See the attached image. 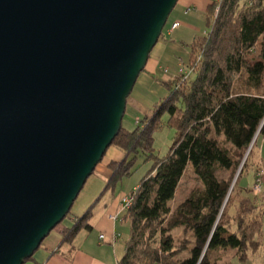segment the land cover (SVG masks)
<instances>
[{
	"label": "water",
	"instance_id": "95a60500",
	"mask_svg": "<svg viewBox=\"0 0 264 264\" xmlns=\"http://www.w3.org/2000/svg\"><path fill=\"white\" fill-rule=\"evenodd\" d=\"M177 2L0 0V264L69 214Z\"/></svg>",
	"mask_w": 264,
	"mask_h": 264
},
{
	"label": "trees",
	"instance_id": "16d2710c",
	"mask_svg": "<svg viewBox=\"0 0 264 264\" xmlns=\"http://www.w3.org/2000/svg\"><path fill=\"white\" fill-rule=\"evenodd\" d=\"M206 23L208 30L190 45L187 73L164 82L170 92L152 116L133 130L122 126L111 144L124 157L109 163L104 192L131 174L136 154L153 159L128 197L124 218L130 237L117 264H216L215 252L228 248L244 261L263 245L264 201L257 203L250 190L237 189V181L231 187L241 162L240 176L264 138V0H214ZM165 114L177 135L168 154L159 157L153 132L162 127ZM188 167L202 188L173 207ZM260 167L258 162L255 173ZM221 171L229 176L220 177ZM100 197L64 228V242L92 230ZM175 229L183 230L182 238L173 235ZM186 251L189 255L182 256Z\"/></svg>",
	"mask_w": 264,
	"mask_h": 264
},
{
	"label": "crops",
	"instance_id": "0c3cea01",
	"mask_svg": "<svg viewBox=\"0 0 264 264\" xmlns=\"http://www.w3.org/2000/svg\"><path fill=\"white\" fill-rule=\"evenodd\" d=\"M211 2L212 0H178L174 10L180 15L174 19L173 23L180 22V25L174 29L171 25L168 32L162 34L151 51L146 68L140 77L150 81L154 86L161 87L164 82H172L179 76V68L186 66L189 62L188 43L206 32L203 25L206 23V12ZM181 27L184 28L183 31L174 36ZM131 104H133L132 99L127 102V107ZM123 157L122 152L114 150L109 160H119ZM260 165L263 166L262 161ZM110 174L106 167L101 176L107 181ZM108 190L110 189L101 195L94 207L95 210L93 209L91 231L82 230L72 243L64 242L60 233L50 234L37 251L39 255L32 257L24 264H117L124 253H117V246L122 237L118 232V220L124 213L126 205L124 201L129 196L125 194L115 196V188L113 191ZM178 231L183 232L181 229ZM101 235L105 236L104 239L100 238ZM262 249L264 252V245L261 246L260 250ZM230 251L232 254L228 253ZM233 252L234 250L229 248L215 252L216 264H223L224 258L228 254L234 255ZM261 264H264V254Z\"/></svg>",
	"mask_w": 264,
	"mask_h": 264
},
{
	"label": "rangeland",
	"instance_id": "374dc122",
	"mask_svg": "<svg viewBox=\"0 0 264 264\" xmlns=\"http://www.w3.org/2000/svg\"><path fill=\"white\" fill-rule=\"evenodd\" d=\"M178 15H180L178 11L176 10L172 11L167 21V24L164 27L163 34L168 32V29L171 27L174 19ZM203 27H205L204 29L206 31L208 30L207 23H205ZM182 29L184 28L181 27L179 30H177L174 36L177 34H180L181 31H183ZM189 37L192 38V36H189ZM192 42L188 43L189 50H190V45L192 44ZM161 87L154 86L150 81H146L143 79V77L139 76V79L137 80L133 88V91L128 97L127 102L130 101V99H132L133 104H131L129 107L126 108V112H125L126 114L124 115L122 126L127 127L129 130H133L139 125L140 123L139 121L145 120L146 116L151 117L155 109L161 104L163 99L170 92L168 90V87L164 85H161ZM168 117L169 116L165 114L160 121L162 127L153 132L154 153L159 157H164L168 154L170 147L172 146L173 141L177 135L176 128L168 125V120H169ZM114 150H119V149L116 146H110L108 148L103 160L97 165L95 171L90 176V178L87 180L84 188L82 189L79 197L75 201L66 219H64L60 224H58L50 234L60 233L62 236V232L64 231V228L72 227L74 224L75 218L82 216L88 210L90 205H92V203H94L100 197V195L104 193V190L107 185V181L101 176L102 171H104L106 167L108 168L109 163L114 162V161L119 162L120 160L123 159L122 158L119 160H109L111 156H113ZM133 155L134 154L130 156V159L134 158ZM260 161H262V164L264 166V138L263 137L262 138L260 137V139L258 140V143L256 147L254 148L251 161L249 162V165L245 169L243 174L237 178L239 168L242 165V162H241L232 180V183H233L234 180L237 178V182H238L237 189L240 190L242 188V189L250 190L249 194L255 197L254 200H256L257 203L264 201V189H263V194L259 197H256L252 191L255 178H256L254 176L255 174H257V171H258L257 170L255 173V169H256L257 163ZM152 165H153L152 158H147L146 155H144L142 152L136 154L135 161L131 166V174L127 176H123L119 180V182L115 185L116 187H114L115 188L114 195L117 196L118 194L120 195L125 194V195L130 196L132 190H134L135 187H137L141 179L151 169ZM109 171L111 173L110 169ZM219 176L228 177L229 173L226 171H221L219 172ZM201 188H202V183L194 174L193 169L191 167H188L180 182L176 196L174 200L171 202V205L175 207L177 204H179L184 199H186L193 191L197 189H201ZM109 189L110 190L108 191H113V188H109ZM262 208H264V206ZM233 212H234V206L230 208V213L232 215H233ZM125 213L126 212L122 213L120 216V219L118 220V232L121 233V236H122L121 240H119V245L117 246L118 254L124 252L125 244L130 237V230H131L130 223L124 218ZM173 235L176 236L177 239L182 238V232H179L178 229H175L173 231ZM188 236H190L191 238L190 234ZM262 242L264 245V228L262 231ZM229 249L234 250L233 252L234 255H229V254H232L231 253L232 251L228 252L229 257L227 255V257L224 258V261L225 262L227 261L228 263L224 262L223 264H261L262 263V257L264 254L263 249L260 250L258 254L256 253L255 255L249 252L248 259L244 261H241L239 256L236 255V251L234 248H229ZM38 255H39V252H35L33 257L38 256ZM188 255H189V251H186L182 256L187 257Z\"/></svg>",
	"mask_w": 264,
	"mask_h": 264
},
{
	"label": "built area",
	"instance_id": "2783aa9c",
	"mask_svg": "<svg viewBox=\"0 0 264 264\" xmlns=\"http://www.w3.org/2000/svg\"><path fill=\"white\" fill-rule=\"evenodd\" d=\"M214 0H212L213 2ZM180 25V22H175L172 24V29L178 27ZM205 34V33H204ZM187 66V65H186ZM186 66H183L181 68H179V75H184L187 73V69H186ZM263 189H264V167H260L257 171V174H256V178H255V183H254V186H253V193L256 197H259L263 194ZM129 198H126L125 201H124V204L125 205V208L127 207V205L129 204ZM119 236V235H117ZM104 235H101L100 238L101 239H104Z\"/></svg>",
	"mask_w": 264,
	"mask_h": 264
},
{
	"label": "bare ground",
	"instance_id": "6f19581e",
	"mask_svg": "<svg viewBox=\"0 0 264 264\" xmlns=\"http://www.w3.org/2000/svg\"><path fill=\"white\" fill-rule=\"evenodd\" d=\"M235 183H236V181H234V182H233L232 189H233V187H234Z\"/></svg>",
	"mask_w": 264,
	"mask_h": 264
}]
</instances>
